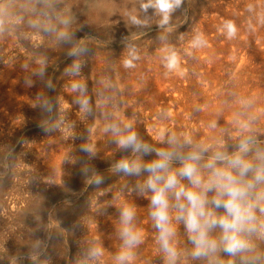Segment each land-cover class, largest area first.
<instances>
[{
    "label": "rangeland",
    "instance_id": "rangeland-1",
    "mask_svg": "<svg viewBox=\"0 0 264 264\" xmlns=\"http://www.w3.org/2000/svg\"><path fill=\"white\" fill-rule=\"evenodd\" d=\"M73 1L74 4H72ZM105 1H113L114 3H112L115 4L113 9L115 20L113 19L111 23L109 21H107L108 23L106 21L98 23L81 18L93 6L103 5ZM130 1L76 0L75 3V0H72L68 3V0H0V264H112L114 257L111 252L114 249L119 254L121 251H130V255L132 253V259L125 260L123 264H135L134 260L135 262L138 261L136 264H167L166 254L158 242V230L154 229V221L152 218H149L151 217L149 206L151 193L141 191V186L147 179L148 173L141 171L139 175H129L117 171L115 167L118 162L124 160L130 163L136 161L142 164L150 162L157 158L156 153L155 151L148 154L133 152L131 148L121 147L118 145L121 133L124 136L126 133L135 132L138 140L150 148L155 150L169 149L172 147L167 143L170 133L165 137H160L155 135L154 132L159 130V126L164 118L162 116L172 112V116L176 115L175 117L181 118L180 123L176 124L179 128L175 125L177 128L175 129L177 131V137L175 138L180 143H183L186 138L191 139L192 136L193 139L191 140L194 145L204 144L214 148L218 142L223 141L224 148L228 152H232L242 137L250 136L260 147H264V47L256 45L254 40L252 46L255 44V47L239 48L235 46L232 49H227L226 52L221 51V49L215 52L214 56L217 54L215 57L222 58L217 59L220 61H215V57L206 59L209 56L205 54H200L201 56H199L197 50H188L182 45L186 44L198 30L201 12L199 8L203 5L206 8L212 9L214 4L223 2L226 7L229 3L236 4L230 10L231 14H236V20L233 22L238 25L241 22L243 23L239 25L240 31L249 29L251 33V30L255 31L254 27L256 25V31L264 35V0H182L179 6L173 5L167 11L161 9L158 0H134L135 2L132 0L133 3ZM246 1L249 3H246ZM250 1H253V3L251 2L254 4L251 6L253 9L249 7ZM8 2L11 3L9 4ZM81 2L83 4H80ZM122 2L123 4H121ZM135 3L147 11L145 17L140 20H134L135 22L133 21V23L131 21L126 22V20L124 22L122 14H120L122 6L127 4L136 5ZM147 8L148 10H146ZM207 11L202 15L209 13L210 10ZM165 16H167V22H165ZM97 23L98 25H96ZM43 25L45 29H43ZM260 26L261 28H259ZM53 28L58 34L57 37L52 36L55 31ZM11 36L15 37V41ZM9 39H12L11 41H14V43L10 42ZM11 44L13 45L12 47ZM161 53H164V55ZM172 54L177 55V60L178 58L181 60L177 61L175 69L167 67V55L169 57ZM180 54L184 56L186 54V56L181 57ZM193 54L199 57L195 59L196 56L194 55V57ZM251 54L254 55L252 56ZM1 55L4 57L2 56V58ZM190 56L193 58H190ZM102 58L104 61L101 60ZM190 59L192 63L189 62ZM97 60H100L102 64L101 69L102 73H104L102 75L104 79H100L96 75L92 81V69L97 64L95 63ZM129 60H131L132 64L133 60L137 61L134 63L137 65L127 66V69H125L126 61ZM105 61L106 63H103ZM34 62L37 66L33 64ZM146 62H149V64ZM152 62L153 64H157H154V66ZM217 62L219 63L217 64ZM208 63H211V66ZM220 63L222 65L225 64L222 67ZM144 64L147 66H144ZM134 66L141 67V69L134 68ZM143 66L147 70H144ZM151 67L153 68L152 70ZM32 68H35V70ZM129 68L132 69L131 74L129 71L127 72ZM161 68L165 73L162 72ZM131 69L129 70L131 71ZM177 69L179 70L177 71ZM139 70H142L141 73ZM157 70L159 71L157 72ZM187 70L188 72H186ZM35 71L37 73L39 71V73L37 74ZM176 71L177 73H175ZM244 71L245 73L243 74ZM4 72L8 73L4 74ZM134 72L135 74H132ZM122 73L129 74L130 78L127 75L128 78L132 79V83L136 86V88L132 87V91L134 90L133 92L136 93L134 96L139 95L136 100L129 99L132 106L129 110L130 113L127 112L129 107L123 99L129 96V88L126 89L128 86L124 83L127 77ZM137 73L140 76L137 77ZM143 73L144 75L142 76ZM192 74L196 77H192ZM238 74L241 75L238 76ZM77 75L80 77V82L82 81L79 83L81 92H83L81 93L83 95L81 96L83 97L81 104H78L79 101H77L79 96H76V99L70 90L68 91L69 86H72V78ZM157 75H160L159 79L161 78V81L156 78L158 77ZM189 75L190 77H188ZM37 76L39 77L37 78ZM120 77L123 78H121L123 81ZM18 78L20 81H17L19 80ZM28 78H31L30 81ZM145 78L148 80H145ZM191 78L195 79V81H191ZM239 79H242V82ZM37 80L39 81L38 84L36 83L38 82ZM119 80L123 82L124 89H120ZM8 81H12L13 85L9 84ZM158 81H160V84L163 81V84L160 85L157 83ZM183 82L186 83L184 84ZM33 83H36L38 86L36 84L35 86ZM31 84L35 87H32ZM158 84L160 87L162 86L161 89L160 87L158 88ZM105 85L108 86L106 87ZM141 85H144L143 88ZM145 86H148V88ZM33 88H37L38 90ZM104 88H106L105 90L108 89L107 93L110 92L107 94ZM156 88L159 92L163 89L160 92L161 96H164L163 100L160 97V93L155 91ZM190 89L192 91H189ZM113 90L115 91L113 92ZM122 91L123 93H121ZM138 91L142 92V96ZM96 92H102L101 96H108L111 100L108 107L109 117L107 119L109 120H106L104 125L105 123L113 124L110 127V131L107 132L111 133L112 137L109 134L101 135L96 133V119L100 118L98 117L99 111L95 102V96H99L100 94L96 95ZM179 92H181V96ZM85 93L88 94L86 95ZM183 94L184 96H182ZM185 94L187 95L185 96ZM149 96H151V99ZM89 97H92L93 100ZM147 97L151 101L148 100L146 102ZM29 101L33 104L29 103ZM71 101L73 104H71ZM162 101L166 104L172 103L173 106L171 107L170 104V110L165 111L162 109L161 111L162 106L165 105ZM188 102H190L192 110L190 109V104L186 105ZM153 103L156 104L154 105ZM8 105L9 107H7ZM187 106H189L190 110ZM208 107L211 111L215 110L216 114H213L214 116L207 110ZM8 109L11 111L7 112ZM17 110L18 112H16ZM155 110L157 112L152 114ZM193 111L195 114L192 113ZM204 111H207L211 115ZM149 113L151 115H148ZM197 114H201V119L205 116L207 117H205L206 119L203 118L202 120L204 121H202L198 118L199 115ZM193 115L196 116L194 117ZM125 116L128 118L129 125L123 123V120L126 119ZM212 116L216 117L213 118ZM119 117L121 118L119 119ZM117 122L119 123L117 127L119 130L115 132L113 129H116L115 124ZM187 123L188 125H186ZM85 127H88V129ZM197 129H200L201 132ZM190 148L191 146H185L180 150L186 154ZM210 154L211 151L205 153V158ZM77 159L80 160L78 161ZM54 162L59 164V171L53 169ZM179 166V161L172 162V168H178ZM97 179H99V183L96 182ZM184 183L187 184V181L185 180ZM131 202H133V206ZM124 207H131L134 210V217L138 218L139 222L134 218L132 226H134V230L139 235L142 234L140 235L139 244H136L130 250L126 249L124 240L121 237L123 225L119 221H121V212L125 209ZM150 220L151 222H149ZM150 228L152 231H150ZM211 235L218 238L220 230H214ZM105 239L107 242H105ZM252 239L255 245L254 250L244 254L249 258L248 264H264V239H259L255 236ZM173 242L179 254L176 264H209L210 258L208 257L193 258L191 255L193 245L182 224L177 225V232L173 238ZM102 244L106 245L103 246ZM138 246L142 247L139 249ZM94 253L98 254L94 255ZM257 256L259 257L258 259H252ZM216 259L223 260L225 264H227L229 259L233 260L234 264H243L241 255L230 257L222 251L216 254Z\"/></svg>",
    "mask_w": 264,
    "mask_h": 264
},
{
    "label": "clouds",
    "instance_id": "clouds-1",
    "mask_svg": "<svg viewBox=\"0 0 264 264\" xmlns=\"http://www.w3.org/2000/svg\"><path fill=\"white\" fill-rule=\"evenodd\" d=\"M158 3L167 11L173 5L179 6L182 0H158ZM227 29L229 37L235 35L233 24H227ZM167 59L168 68L177 66L175 54ZM126 66H131V62L126 61ZM118 143L133 152L156 153L157 158L150 162L124 160L115 167L129 175L148 173L141 191L151 193L150 216L167 264H176L178 259L173 242L178 224L183 225L193 245V258L208 257L209 264H225L216 259V254L222 251L230 257L241 255L243 264H248L249 258L244 254L254 250L252 238L264 239V147L250 136L242 137L232 152L224 148L223 141L212 148L194 145L190 138L180 143L170 137L167 143L172 147L155 150L141 143L135 132L121 136ZM185 146H191L186 154L180 150ZM209 151L211 154L205 158ZM173 161H179L180 166L172 168ZM134 215L131 208L121 212V236L128 250L140 242V235L132 226ZM216 229L220 230L218 238L211 235ZM130 258V251L116 257L118 264ZM227 264L234 262L229 259Z\"/></svg>",
    "mask_w": 264,
    "mask_h": 264
},
{
    "label": "bare ground",
    "instance_id": "bare-ground-1",
    "mask_svg": "<svg viewBox=\"0 0 264 264\" xmlns=\"http://www.w3.org/2000/svg\"><path fill=\"white\" fill-rule=\"evenodd\" d=\"M69 1H72V0H68V3H69ZM83 1V0H82ZM86 1V0H85ZM101 1V0H100ZM116 1V0H115ZM126 0H124V2H125ZM236 1H238V0H236ZM248 1V0H247ZM246 1V3H249V2H247ZM93 2V1H92ZM91 2V3H92ZM96 2V1H95ZM113 2V1H112ZM112 2H110V1H105V2H103V5H95V6H93V8H91L90 9V11H87L85 14H83V12H82V14H83V17H81V18H84V19H89L88 21H90V20H93V22L95 21V22H101V21H106V23H108L107 21H109L110 23H111V21L114 19V15H115V13H114V11H113V9H114V7H115V4H113ZM119 2H120V0H119ZM127 2H128V0H127ZM130 2H132V0L130 1ZM133 2H135L134 0H133ZM132 2V3H133ZM227 2V1H226ZM243 2V1H242ZM253 3V1H250V3ZM5 3V2H4ZM9 3V2H8ZM11 3V2H10ZM9 3V4H10ZM75 3H76V0H75ZM240 3H241V1H240ZM250 4L249 5V7H251L252 5H254V4ZM263 3V2H262ZM7 4V3H6ZM8 4V5H9ZM31 4V3H30ZM72 4H74V1L72 2ZM80 4H83L82 2L80 3ZM121 4H123V2L121 3ZM136 4V3H135ZM144 4V3H143ZM242 4V3H241ZM244 4V3H243ZM15 6H16V4H14ZM71 5V4H70ZM145 5V4H144ZM236 4H232V3H229V4H227V7L226 6H224V2L223 3H218V4H214L213 5V7H212V9H210V8H206V7H204L203 5H202V7H198L199 8V10H201V12H200V23H199V27H198V30H197V32L194 34V35H192L191 36V38L189 39V41L186 43V44H182L183 46H185V49H191V50H197L199 53V56H201L200 54H205V55H207V56H209V57H207L206 59H209V58H213V57H215L214 56V53L215 52H217V51H220L221 49V51H225L226 52V50L227 49H232L233 47H239V48H243V47H249V48H251V47H253L255 44L256 45H258V46H262V47H264V35H263V33H259V31L257 32L256 30V25H255V27H254V29H255V31L254 30H251V33H250V31H249V29H244V30H242V28H241V30L243 31H240V29H239V25L242 23H240L239 25L238 24H235L233 21L234 20H236V17H235V15L234 14H231V10L230 9H233L234 8V6H235ZM240 5V4H239ZM4 6V5H3ZM73 6V5H72ZM142 6V5H141ZM247 6V5H246ZM245 6V7H246ZM18 7V6H17ZM81 7V6H80ZM238 7V6H237ZM3 8V7H2ZM16 8V7H15ZM73 8H74V6H73ZM84 8H86V7H84ZM159 8V7H158ZM158 8H157V10H158ZM242 8V7H241ZM252 9H253V7H251ZM4 9V8H3ZM71 9V8H70ZM76 9V8H75ZM81 9H82V7H81ZM227 9H228V11H227ZM239 9H240V7H239ZM238 9V10H239ZM246 9V8H245ZM6 10V9H5ZM20 11H22L21 9H19ZM146 10H148V8L146 9ZM198 10V9H197ZM207 10H210L209 11V13H206V14H204V15H202L203 13H205V12H208ZM259 10V9H258ZM32 11V10H31ZM78 11H79V8H78ZM12 12H14V11H12ZM81 12V11H80ZM146 12L147 11H145L142 7H140V6H137V4L136 5H134V4H127V5H124V6H122V9H121V13L120 14H122L121 16H122V18L124 19V22H125V20H126V22H132L133 23V21L135 20H140V19H142V18H144L145 17V15H146ZM151 12V11H150ZM5 13V12H4ZM11 13V12H10ZM75 14H76V12H74ZM261 13V12H260ZM18 14V13H17ZM24 14H27V13H24ZM71 14V13H70ZM79 14V13H78ZM148 14V13H147ZM197 14V13H196ZM9 15V14H8ZM19 15V14H18ZM33 15H34V13H33ZM118 15H119V13H118ZM10 16V15H9ZM35 16V15H34ZM64 16H66V15H64ZM72 16V15H71ZM20 17V16H19ZM26 17V16H25ZM35 17H37V15L35 16ZM77 17V16H76ZM242 17V16H241ZM119 18V17H118ZM30 19H32V18H30ZM79 19V18H78ZM84 19H82L83 21H84ZM240 20H241V18H239ZM81 20V21H82ZM115 20V19H114ZM239 20V21H240ZM260 20V19H259ZM259 20H257V21H259ZM32 21V20H31ZM39 21V20H38ZM42 21V20H41ZM44 21V20H43ZM134 21V22H135ZM254 21V20H253ZM26 22V21H25ZM48 22V21H47ZM145 22V21H144ZM232 23V24H234V26H235V28H236V32H235V35L234 36H232V37H229V35H228V29H227V24L228 23ZM39 23H41V22H39ZM45 23H46V21H45ZM55 23V22H54ZM98 23L96 24V25H98ZM105 23V22H104ZM253 23V22H252ZM255 23H257V22H255ZM43 24V23H42ZM41 24V25H42ZM243 24V23H242ZM259 24V23H258ZM27 25V24H26ZM91 25V24H90ZM93 25V24H92ZM44 26V25H43ZM50 26V25H49ZM245 27H246V25H244ZM244 26H243V28H244ZM262 26V25H261ZM261 26L259 27V28H261ZM39 27V26H38ZM37 27V28H38ZM258 27V26H257ZM46 28H48V27H46ZM60 28V27H59ZM250 28V27H249ZM259 28H258V30H259ZM39 29V28H38ZM43 29H45V26H44V28ZM54 29V28H53ZM58 29V28H57ZM251 29V28H250ZM263 29V28H262ZM51 30V29H50ZM55 30V29H54ZM261 30V29H260ZM264 30V29H263ZM42 31V30H41ZM246 33H250V34H246ZM47 34H49V33H47ZM61 34V33H60ZM42 35V34H41ZM50 35V34H49ZM57 32H56V30L54 31V34H52V36L53 37H57ZM45 36V35H44ZM48 36V35H47ZM12 38H13V36H11ZM52 37V38H53ZM15 38V37H14ZM13 38V39H14ZM42 38V37H41ZM60 38V37H59ZM49 39V38H48ZM242 39V40H241ZM12 39H9V41L10 42H12V43H14V41H15V39H14V41H11ZM42 40V39H41ZM54 40V39H53ZM52 40V41H53ZM200 41V43H197V41ZM255 40V44L252 46V43H253V41ZM34 41V40H33ZM33 41H32V43H33ZM50 42V41H49ZM60 42V41H59ZM71 42V41H70ZM3 43V42H2ZM26 43H27V40H26ZM26 43H24V44H26ZM183 43V42H182ZM5 44V43H4ZM33 44H35V43H33ZM32 44V45H33ZM41 44V43H40ZM60 44V43H59ZM3 45V44H2ZM10 46V45H9ZM13 45L11 44V47H12ZM56 46H57V43H56ZM69 46V45H68ZM183 46H181V47H183ZM5 47V46H4ZM36 47V46H35ZM54 47V46H53ZM255 47V46H254ZM6 48V47H5ZM27 48V47H26ZM32 48V47H31ZM180 48V47H179ZM184 48V47H183ZM248 48V49H249ZM2 49V48H1ZM7 49L8 50H10L11 51V49H9L8 47H7ZM15 49V48H14ZM67 49V48H66ZM176 49V48H175ZM181 49V48H180ZM234 49H236V48H234ZM233 49V50H234ZM6 50V49H5ZM8 50H6V51H8ZM19 50H20V48H19ZM6 51H5V53H6ZM14 51V50H13ZM18 51V50H17ZM25 51V50H24ZM28 51V50H27ZM32 51V50H31ZM167 51V50H166ZM230 51V50H229ZM247 51V50H246ZM20 52H21V50H20ZM34 52V51H33ZM48 52V51H47ZM163 52H165V51H163ZM177 52V51H176ZM181 52V51H180ZM182 52H184V51H182ZM193 52V51H192ZM225 52H224V55H225ZM3 53V52H2ZM43 53V52H42ZM168 53V52H167ZM178 53V52H177ZM223 53V52H222ZM228 53H231V52H228ZM236 53V52H235ZM7 54H9V53H7ZM6 54V55H7ZM22 54V53H21ZM24 54V53H23ZM47 54V53H46ZM155 54H157V53H155ZM161 54H163L164 55V53H161ZM169 54H171V53H169ZM184 54V53H183ZM183 54H180L181 55V57L183 56V57H185L186 56V54H185V56L183 55ZM189 54V53H188ZM196 54H197V52H196ZM219 54H221V53H219ZM248 54V53H247ZM5 55V54H4ZM17 55H18V53H17ZM20 55V54H19ZM44 55V54H43ZM43 55H41V56H43ZM50 55V54H49ZM195 54H193V56H194ZM228 55V54H227ZM245 55V54H244ZM252 55V54H251ZM254 55V54H253ZM252 55V56H253ZM3 55H1V57H2ZM25 56V55H24ZM102 56V55H101ZM115 56V55H114ZM129 56V55H128ZM127 56V57H128ZM154 56V55H153ZM152 56V57H153ZM177 56V55H176ZM196 56V55H195ZM194 56V57H195ZM199 56H196V58L195 59H197V57H199ZM230 56V55H229ZM251 56V57H252ZM4 57V56H3ZM2 57V58H3ZM16 57V56H15ZM19 57V56H18ZM94 57V56H93ZM103 57V56H102ZM158 57V56H157ZM159 57H161V56H159ZM165 57V56H164ZM180 57V56H179ZM192 56H190V58H191ZM241 57V56H240ZM8 58V57H7ZM13 58H14V56H13ZM23 58H25V57H23ZM92 58V57H91ZM98 58V57H97ZM104 58H105V56H104ZM124 58V57H123ZM167 58H168V55H167ZM189 58V57H188ZM193 58V57H192ZM205 58V57H204ZM216 59H215V61H220V60H217V59H221V58H217V57H215ZM26 59V58H25ZM96 59V58H95ZM117 59V58H116ZM125 59H127V58H125ZM152 59V58H151ZM159 59V58H158ZM182 59V58H181ZM185 59V58H184ZM225 59H227V58H225ZM238 59V58H237ZM255 59V58H254ZM24 60V59H23ZM93 60V59H92ZM102 61H104L103 60V58L101 59ZM106 60V59H105ZM113 60V59H112ZM121 60V59H120ZM163 60V59H162ZM161 60V61H162ZM168 60V59H167ZM229 60H231V59H229ZM239 60V59H238ZM244 60V59H243ZM16 61V60H15ZM96 61V60H95ZM108 61V60H107ZM129 61H131V60H129ZM134 62H133V64L134 63H136L137 61H135V60H133ZM144 61V60H143ZM165 61V60H164ZM177 61H181V60H179V58H178V60ZM186 61V60H185ZM198 61V60H197ZM214 61V62H215ZM233 61H234V59H233ZM6 62V61H5ZM93 63H94V61H92ZM115 62H117V61H115ZM123 62H124V60H123ZM123 62H121V63H123ZM157 62H158V60H157ZM188 62V61H187ZM186 62V63H187ZM189 62H191V59H190V61ZM207 62H208V60H207ZM214 62H213V64H214ZM223 62V61H222ZM226 62V61H225ZM231 62V61H230ZM238 62V61H237ZM15 63V62H14ZM19 63V62H18ZM29 63V62H28ZM92 63V64H93ZM95 63H97V64H95L94 65V68L92 69V75H91V77H92V81L95 79V77H96V75L97 76H99V78L100 79H104L103 78V74L104 73H102V64H101V62H100V60H97V62H95ZM103 63H106V61L105 62H103ZM144 63V62H143ZM146 63H148L149 64V62H146ZM151 63V62H150ZM161 63V62H160ZM163 63V62H162ZM166 63H167V61H166ZM178 63V62H177ZM181 63V62H180ZM192 63V62H191ZM200 63V62H199ZM211 63H212V61H211ZM210 63V64H211ZM219 62H217V64H218ZM234 63V62H233ZM255 63V62H254ZM1 64V63H0ZM31 64V63H30ZM33 64H35V62L33 63ZM38 64V63H37ZM118 64V63H117ZM125 64V63H124ZM132 63H131V65H133ZM152 64H153V62H152ZM155 64V63H154ZM153 64V65H154ZM157 64V63H156ZM155 64V65H156ZM185 64V63H184ZM189 64V63H188ZM203 64V63H202ZM209 64V63H208ZM209 64V66H211ZM216 64V63H215ZM216 64V65H217ZM225 64V63H224ZM224 64L222 65L221 63H220V65L223 67L224 66ZM237 64V63H236ZM9 65V64H8ZM36 65V64H35ZM40 65V64H39ZM107 65V64H106ZM134 65H137V64H134ZM154 65V66H155ZM165 65V64H164ZM181 65V64H180ZM180 65H179V67H180ZM232 65V64H231ZM253 65V64H252ZM10 66V65H9ZM19 66V65H18ZM37 66V65H36ZM35 66V67H36ZM113 66V65H112ZM117 66V65H116ZM144 66H147V65H145L144 64ZM143 66V67H144ZM160 66H162V65H160ZM197 66V65H196ZM199 66H201V65H199ZM198 66V68L200 69L201 67H199ZM237 66V65H236ZM262 66V65H261ZM12 67H13V65H12ZM33 67V66H32ZM104 67V66H103ZM121 67H123V66H121ZM121 67H120V69H121ZM126 68L125 69H127V66H125ZM136 66H134V68H135ZM157 67V66H156ZM165 67V66H164ZM181 67H183V66H181ZM195 67V66H194ZM206 67V69H207V65L205 66ZM219 67V66H218ZM233 67V66H232ZM9 68V67H8ZM26 68V67H25ZM133 68V69H134ZM136 68H138V67H136ZM148 68H149V66H148ZM176 68V67H175ZM174 68V69H175ZM184 68V67H183ZM212 68H214L213 66H212ZM5 69V68H4ZM13 69V68H12ZM33 69V68H32ZM38 69V68H37ZM105 69H106V67H105ZM114 69H115V67H114ZM122 69H124V68H122ZM129 69H131V68H129ZM127 70V72L129 71V73L130 72H132V69H131V71L130 70ZM138 69H141V67H139ZM153 68L151 67V70H152ZM154 69H155V67H154ZM166 69V68H165ZM181 69V68H180ZM191 69V68H190ZM199 69H198V71H199ZM244 69V68H243ZM256 69V68H255ZM261 69H262V67H261ZM7 70V69H6ZM15 70V69H14ZM26 70V69H25ZM33 70H35V68L33 69ZM38 70H40V69H38ZM81 70V69H80ZM83 70H85V69H83ZM108 70V69H107ZM117 70H119V69H117ZM144 70H147L145 67H144ZM161 70H162V68H161ZM179 69H177V71H178ZM193 70V69H192ZM201 70H202V68H201ZM209 70V69H208ZM208 70H207V73H208ZM251 70V69H250ZM24 71V70H23ZM106 71V70H105ZM123 71H125V70H123ZM137 71V70H136ZM140 71V73H141V71L142 70H139ZM159 70H157V72H158ZM177 71L175 72V73H177ZM182 71V70H181ZM195 71H196V69H195ZM204 71V70H203ZM221 71H222V69H221ZM242 71V70H241ZM36 72V71H35ZM83 72V71H82ZM81 72V73H82ZM116 72V71H115ZM154 72V71H153ZM156 72V73H157ZM162 72L163 73H165L163 70H162ZM170 72V71H169ZM180 72V71H179ZM186 72H188V70L186 71ZM185 72V73H186ZM190 72V71H189ZM193 72H194V70H193ZM237 72V71H236ZM5 73H8V72H4V74ZM12 73H14V72H12ZM17 73V72H16ZM20 73V72H19ZM37 73V72H36ZM38 73H39V71H38ZM37 73V74H38ZM41 73V72H40ZM77 73H79V72H77ZM107 73H108V71H107ZM120 73H121V71H120ZM148 73V72H147ZM152 73V72H151ZM245 73V71L243 72V74ZM255 73V72H254ZM10 74V73H9ZM33 74V73H32ZM72 74V73H71ZM123 74V73H122ZM131 74V73H130ZM132 74H135V72L134 73H132ZM139 73H137V77L138 76H140V75H138ZM190 74V73H189ZM200 74V73H199ZM211 74V73H210ZM214 74V73H213ZM7 75V74H6ZM15 75V74H14ZM22 75V74H21ZM27 75V74H26ZM80 75V74H79ZM118 75V74H117ZM123 75H126V74H123ZM123 75H122V77H123ZM128 76H129V74H127ZM126 75V77H127V79H126V82L124 83L125 85H127L128 87H126V89L127 88H129V90H128V95L129 96H127V95H125V96H127V97H125V98H123L124 99V102H126V105H128V107H129V109H128V111L127 112H129V110L131 109L130 107H132L130 104H131V101L130 100H133V99H138V96H134L136 93L135 92H133L132 91V87H135L136 88V86L132 83V79H129L130 78V76H129V78H128V76ZM144 75V73L142 74V76ZM146 75H148V74H146ZM166 75V74H165ZM173 75H174V72H173ZM180 75V74H179ZM182 75V74H181ZM185 75V74H184ZM193 75V74H192ZM196 75V74H195ZM201 75H204V74H201ZM206 75V74H205ZM241 75V74H240ZM239 74H238V76H240ZM1 76H2V74H1ZM75 76V75H74ZM118 76H120V75H118ZM132 76V75H131ZM158 76V75H157ZM160 76V75H159ZM159 76L158 77H156V78H158L159 79ZM171 76V75H170ZM207 76V75H206ZM211 76H212V74H211ZM242 76H244V75H242ZM246 76V75H245ZM10 77V76H9ZM15 77V76H14ZM39 76H37V78H38ZM82 77H84V76H82ZM104 77H105V75H104ZM122 77H120V79L122 78ZM145 77V76H144ZM166 77V76H165ZM171 77H173V76H171ZM188 77H190V75L188 76ZM192 77H196V76H192ZM6 78V77H5ZM8 78V77H7ZM10 78H13V77H10ZM21 78V77H20ZM36 78V79H37ZM98 78V79H99ZM124 78V77H123ZM122 78V79H123ZM133 78V77H132ZM136 78V77H135ZM164 78V77H163ZM174 78H176V77H174ZM186 78V77H185ZM199 78V77H198ZM201 78V77H200ZM210 78V77H209ZM239 78V77H238ZM255 78V77H254ZM19 79V78H18ZM31 79V78H30ZM30 79L28 78V80L30 81ZM108 79V78H107ZM112 79H114V78H112ZM121 79V80H122ZM147 78H145V80H146ZM149 79H150V77H149ZM153 79V78H152ZM151 79V80H152ZM164 79H166V78H164ZM172 79V78H171ZM203 79V78H202ZM202 79H200L201 81H202ZM237 79V78H236ZM245 79V78H244ZM243 79V80H244ZM261 79V78H260ZM2 80V79H1ZM17 80V79H16ZM71 80V79H70ZM81 80H83V79H81ZM138 80V79H137ZM139 80H141V79H139ZM142 80H144V79H142ZM148 80V79H147ZM160 81H161V78L159 79ZM191 81L193 80V82L195 81V79H190ZM198 80V79H197ZM240 80V79H239ZM242 80V79H241ZM240 80V81H241ZM6 81V80H5ZM10 81V80H9ZM8 81V82H9ZM17 81H20V79L19 80H17ZM38 81V80H37ZM69 81V80H68ZM84 81V80H83ZM99 81H101V80H99ZM118 81V80H117ZM123 81V80H122ZM150 81V80H149ZM160 81H158L157 83H159ZM166 81V80H165ZM170 81V80H169ZM189 81V80H188ZM187 81V82H188ZM12 82V81H11ZM11 82H9V84L11 83ZM16 82V81H15ZM35 82V81H34ZM70 82V81H69ZM82 82V81H81ZM80 82V77L77 75L76 77H73L72 78V83H71V85L72 86H69V89H68V91L70 90V92H71V94H73L74 95V97L76 98V96H79L78 97V99H77V101H79V103L78 104H81V102H82V98L83 97H81V96H83L81 93H83V92H81V88H80V84L79 83H81ZM87 82V81H86ZM89 82V81H88ZM96 82V81H95ZM108 82V81H107ZM112 82V81H111ZM119 82H120V80H119ZM140 82V81H139ZM138 82V83H139ZM143 82V81H142ZM146 82V81H145ZM148 82V81H147ZM153 82V81H152ZM236 82V81H235ZM242 82V81H241ZM7 83V82H6ZM13 83V82H12ZM11 83V84H12ZM20 83V82H19ZM21 83H22V81H21ZM37 84L39 83V81L38 82H36ZM35 83V84H36ZM103 83V82H102ZM101 83V84H102ZM122 83L123 82H120L119 84H120V89L121 88H123V85H122ZM137 83V82H136ZM162 84H163V81L161 82ZM167 83V82H166ZM175 83H176V81H175ZM184 83V82H183ZM186 83V82H185ZM184 83V84H185ZM189 83V82H188ZM239 83V82H238ZM8 84V85H9ZM18 84V83H17ZM16 84V85H17ZM34 84V83H33ZM33 84H31L32 85V87L35 85H33ZM36 84V85H37ZM63 84V83H62ZM92 84H94V83H92ZM104 84V83H103ZM107 84V83H106ZM152 84V83H151ZM160 84V83H159ZM158 84V88L160 87V85H162V84H160L159 85ZM183 84V85H184ZM196 84V83H195ZM199 84H201V83H199ZM236 84V83H235ZM241 84V83H240ZM243 84V83H242ZM13 85V84H12ZM35 85V86H36ZM74 85H76L77 87H73ZM109 85H111L110 83H109ZM124 85V86H125ZM147 85H149L148 83H147ZM177 85V84H176ZM194 85V84H193ZM204 85V84H203ZM245 85V84H244ZM11 86V85H10ZM15 86V85H14ZM34 86V87H35ZM38 86V85H37ZM106 86V85H105ZM104 86V87H105ZM108 86V85H107ZM106 86V87H107ZM122 86V87H121ZM142 86V88H143V86L144 85H141ZM187 86V85H186ZM236 86V85H235ZM264 86V85H263ZM83 87V86H82ZM92 87V86H91ZM101 87V86H100ZM112 87H113V85H112ZM146 87V86H145ZM150 87V86H149ZM162 87V86H161ZM161 87H160V89H161ZM165 87H167L166 85H165ZM164 87V88H165ZM169 87V86H168ZM177 87V86H176ZM175 87V88H176ZM179 87V86H178ZM200 87V86H199ZM236 87H239V86H236ZM94 88V87H93ZM138 88H140V87H138ZM146 88H148V86L146 87ZM12 89H13V87H12ZM33 89H37V88H33ZM63 89V88H62ZM83 89H86V88H83ZM89 89V88H88ZM96 89H97V87H96ZM100 89V88H99ZM106 88H104V90H105ZM108 89H109V87H108ZM107 89V90H108ZM124 89V88H123ZM150 89H151V87H150ZM166 89V88H165ZM172 89V88H171ZM182 89H183V87H182ZM191 89H192V87H191ZM189 90V91H192V90ZM245 89V88H244ZM258 89H260V88H258ZM38 90V89H37ZM107 90H105L106 91V93H107ZM139 90H141V88L139 89ZM143 90V89H142ZM145 90V89H144ZM163 90V89H162ZM162 90L160 91V92H162ZM169 90V89H168ZM183 90H185V89H183ZM182 90V91H183ZM187 90V89H186ZM209 90V89H208ZM243 90V89H242ZM67 91V90H66ZM88 91V90H87ZM115 90H113V92H114ZM146 91V90H145ZM155 91H157V88H156V90ZM155 91H153V92H155ZM167 91V90H166ZM170 91V90H169ZM176 91V90H175ZM188 91V90H187ZM195 91V90H194ZM193 91V92H194ZM215 91V90H214ZM245 91V90H244ZM95 92V91H94ZM104 92V91H103ZM110 92V91H109ZM108 92V93H109ZM118 92V91H117ZM139 92V94L142 96V92H140V91H138ZM144 92V91H143ZM157 92H159V91H157ZM156 92V93H157ZM159 92V93H160ZM176 92H178V91H176ZM184 92V91H183ZM198 92H199V90H198ZM260 92V91H259ZM97 93V92H96ZM107 93V94H108ZM116 93V92H115ZM121 93H123V91L121 92ZM147 93V92H146ZM155 93V94H156ZM163 93H165V91H163ZM172 93V92H171ZM189 93V92H188ZM9 94H11V93H9ZM86 94V93H85ZM88 94V93H87ZM86 94V95H87ZM95 94V93H94ZM98 94H100L99 96H95V102H96V107H97V109H98V117H100V118H97L96 119V133H98V134H101V135H107V134H111V133H107L108 131H110V127L113 125V124H107V123H105V125H104V122L106 121V120H109V119H107V117H109V111H108V107H109V105H110V102H111V100L108 98V96H101L102 95V92H98L96 95H98ZM126 94V93H125ZM154 94V93H153ZM166 94H167V92H166ZM165 94V95H166ZM181 94V92H179V95ZM190 94V93H189ZM257 94H258V92H257ZM39 95V94H38ZM64 95V94H63ZM66 95H67V92H66ZM148 95V94H147ZM164 95V94H163ZM187 94H185V96H186ZM195 95V94H194ZM199 95V94H198ZM243 95V94H242ZM89 96V95H88ZM116 96V95H115ZM140 96V97H141ZM154 96V95H153ZM152 96V97H153ZM167 96H168V94H167ZM175 96V95H174ZM181 96V95H180ZM182 96H184V94L182 95ZM212 96V95H211ZM240 96V95H239ZM66 97V96H65ZM146 97V96H145ZM150 97V99H151V96H149ZM158 97V96H157ZM160 97H162V100H163V98H164V96H161V93H160ZM63 98V97H62ZM89 98H92V97H89ZM155 98V97H154ZM167 98V97H166ZM165 98V99H166ZM172 98V97H171ZM183 98V97H182ZM189 98V97H188ZM260 98V97H259ZM27 99V98H26ZM65 99V98H64ZM63 99V100H64ZM69 99V98H68ZM67 99V100H68ZM85 99V98H84ZM130 99V100H129ZM140 99V98H139ZM143 99V98H142ZM147 99V101L146 102H148V97L146 98ZM173 99V98H172ZM192 99H194L193 97H192ZM191 99V100H192ZM210 99V98H209ZM9 100V99H8ZM11 100V99H10ZM92 100H93V98H92ZM134 100V101H135ZM158 100H159V98H158ZM178 100V99H177ZM184 100V99H183ZM253 100V99H252ZM261 100V99H260ZM87 101V100H86ZM113 101V100H112ZM123 101V100H122ZM149 101H151V100H149ZM155 101H156V98H155ZM174 101V100H173ZM185 101V100H184ZM187 101V100H186ZM202 101V100H201ZM205 101H206V99H205ZM204 101V102H205ZM208 101V100H207ZM257 101V100H256ZM263 101V100H262ZM9 102V101H8ZM11 102V101H10ZM72 102V101H71ZM70 102V103H71ZM75 102V101H74ZM89 102V101H88ZM163 103H165L164 101H162ZM180 102V101H179ZM211 102H212V100H211ZM210 102V103H211ZM28 103V102H27ZM29 103H32V102H30L29 101ZM138 103V102H137ZM184 103V102H183ZM203 103V102H202ZM33 104V103H32ZM71 104H73V102L71 103ZM70 104V105H71ZM87 104V103H86ZM118 104V103H117ZM122 104V103H121ZM146 104H148V103H146ZM154 105L156 104V103H153ZM159 104H160V102H159ZM171 104V107L173 106L172 105V103H170ZM170 104H166L165 103V105H161L163 108H161V111H162V109H164L165 111H168V110H170L171 109V107L169 108V106H170ZM188 104H190V102H188V103H186V105H188ZM197 104V103H196ZM233 104V103H232ZM262 104V103H261ZM66 105H67V103H66ZM143 106H144V104H142ZM234 105H236V104H234ZM238 105V104H237ZM78 106V105H77ZM86 106V105H85ZM112 106V105H111ZM119 106V105H118ZM148 106V105H147ZM150 106V105H149ZM152 106V105H151ZM206 106H207V104H206ZM209 106V105H208ZM254 106V105H253ZM4 107V106H3ZM7 107H9V105L7 106ZM73 107V106H72ZM137 107V106H136ZM141 107V106H140ZM157 107V106H156ZM185 107V106H184ZM194 107V106H193ZM196 107H198V106H196ZM211 107V106H210ZM232 107H233V105H232ZM235 107V106H234ZM77 108V107H76ZM79 108V107H78ZM81 108V107H80ZM117 108V107H116ZM149 108V107H148ZM155 108V107H154ZM187 108L189 109V106H187ZM213 108V107H212ZM211 108V109H212ZM221 108V107H220ZM10 109V108H9ZM7 110V112H9V111H11L12 110V107H11V110ZM66 109V108H65ZM72 109V108H71ZM122 109H123V106H122ZM157 109V108H156ZM182 109H183V107H182ZM187 109V110H188ZM190 109H191V104H190ZM189 109V110H190ZM195 109H197V108H195ZM200 109H202V108H200ZM218 109V108H217ZM74 110V109H73ZM78 110V109H77ZM133 110H135V108H133ZM137 110H138V107H137ZM136 110V111H137ZM141 110V109H140ZM176 110H177V108H176ZM186 110V109H185ZM192 110V109H191ZM194 110V109H193ZM204 110V109H203ZM207 110H209V107H208V109ZM222 110V109H221ZM234 110V109H233ZM5 112H6V110H4ZM71 111V110H70ZM95 111V110H94ZM112 111V110H111ZM142 111V110H141ZM150 111V110H149ZM158 111H159V109H158ZM183 111V110H182ZM199 111V110H198ZM210 112H211V114L213 115H215L216 113H215V110H213V111H211V110H209ZM217 111V110H216ZM224 111V110H223ZM12 112H13V110H12ZM11 112V113H12ZM16 112H18V110L16 111ZM15 112V113H16ZM62 112V111H61ZM72 112V111H71ZM77 112H79V111H77ZM81 112V111H80ZM83 112V111H82ZM88 112V111H87ZM113 112V111H112ZM157 111L155 110V111H153L152 112V114H154V113H156ZM177 112V111H176ZM188 112V111H187ZM196 112H197V110H196ZM205 113L207 112V111H204ZM75 113V112H74ZM74 113H72V114H74ZM94 113V112H93ZM96 113H97V110H96ZM130 113V112H129ZM135 113V112H134ZM133 113V114H134ZM141 113H143V112H141ZM175 113V112H174ZM178 113V112H177ZM182 113V112H181ZM192 113H194V111L192 112ZM198 113V112H197ZM205 113H201V114H205ZM208 113V112H207ZM6 114V113H5ZM125 114V113H124ZM136 114V113H135ZM195 114V113H194ZM200 114V115H201ZM209 114V113H208ZM211 114H209V115H211ZM4 115V114H3ZM69 115V114H68ZM79 115V114H78ZM81 115V114H80ZM93 115V114H92ZM114 115V114H113ZM148 115H151L150 113L148 114ZM197 115H199V114H197ZM200 115H199V119H201L200 118ZM205 115H207V114H205ZM213 115V116H214ZM77 116V115H76ZM111 116V115H110ZM119 116V115H118ZM176 116V115H175ZM175 116H172V112L169 114H164L162 117H164L163 118V121H162V123H161V125L159 126L160 128H159V130H156L155 132H154V134L155 135H157V136H160V137H165V136H167L169 133H170V137H177V134H176V130L175 129H177V128H179L178 127V125H176L177 123H180V119L178 118V117H175ZM190 116V115H189ZM194 116V115H193ZM196 116V115H195ZM194 116V117H195ZM203 116V115H202ZM212 116V117H213ZM241 116V115H240ZM4 117H5V115H4ZM74 117V116H73ZM72 117V119H74ZM83 117V116H82ZM87 117V116H86ZM93 117V116H92ZM95 117V116H94ZM126 117V116H125ZM131 117V116H130ZM133 117V116H132ZM191 117V116H190ZM205 117H207V116H205ZM205 117H203V118H205ZM210 117V116H209ZM209 117H208V119H209ZM216 117V116H215ZM215 117H213V118H215ZM78 118V117H77ZM80 118H81V116H80ZM111 118V117H110ZM116 118V117H115ZM121 117H119V119H120ZM134 118V117H133ZM149 118V117H148ZM197 118V119H198ZM202 118V119H203ZM65 119V118H64ZM83 119V118H82ZM94 119V118H93ZM123 119V118H122ZM125 119V118H124ZM132 119V118H131ZM130 119V120H131ZM187 119H188V117H187ZM201 119V120H202ZM206 119V118H205ZM10 120V119H9ZM70 120V119H69ZM148 120V119H147ZM195 120H196V118H195ZM194 120V121H195ZM200 120V121H201ZM213 120V119H212ZM4 121V120H3ZM197 121V120H196ZM202 121H204V120H202ZM72 122V121H71ZM92 122V121H91ZM128 118L126 117V119L125 120H123V123L125 124L126 123V125H129L128 124ZM131 122V121H130ZM189 122V121H188ZM209 122V121H208ZM208 122H206L207 124H208ZM3 123V122H2ZM6 123V122H5ZM122 123V124H123ZM132 123V122H131ZM184 123V122H183ZM190 123V122H189ZM197 123V122H196ZM196 123H194V124H196ZM13 124V123H12ZM203 124V123H202ZM201 124V125H202ZM118 125H119V123L117 122L116 124H115V128L117 129V130H119L117 127H118ZM153 125V124H152ZM151 125V127H153ZM175 125H176V127H175ZM186 125H188V123L186 124ZM209 125V124H208ZM207 125V126H208ZM124 126V125H123ZM206 126V127H207ZM3 127V126H2ZM121 127V126H120ZM131 127V126H130ZM156 127H158V126H156ZM190 127V126H189ZM196 127V126H195ZM85 128H87L88 129V127H85ZM203 128V127H202ZM128 129V128H127ZM154 129H155V127H154ZM190 129V128H189ZM192 129V128H191ZM207 129V128H206ZM90 130V129H89ZM125 130V129H124ZM149 130H150V128H149ZM188 130V129H187ZM198 131H200V129H197ZM205 130V129H204ZM151 131H153L152 129H151ZM197 131V132H198ZM208 131V130H207ZM115 132H117V131H115ZM124 133H125V131H123ZM126 132H128V131H126ZM182 132V131H181ZM180 132V133H181ZM196 132V133H197ZM201 132V131H200ZM199 132V133H200ZM212 132V131H211ZM214 132V131H213ZM123 133V134H124ZM192 133V132H191ZM206 133V132H205ZM70 134V133H69ZM116 134V133H115ZM188 134V133H187ZM190 134V133H189ZM193 134H195V133H193ZM203 134V133H202ZM2 135V134H1ZM4 135V134H3ZM126 135H127V133H126ZM179 135H181V134H179ZM178 135V136H179ZM192 135V134H191ZM191 135H189V136H191ZM197 135V134H196ZM201 135V134H200ZM86 136V135H85ZM113 135H110V137H112ZM119 136V135H118ZM121 136H122V133H121ZM154 136V135H153ZM187 136V135H186ZM194 136V135H193ZM198 136V135H197ZM203 136H204V134H203ZM214 136V135H213ZM212 136V137H213ZM120 137V136H119ZM169 137V138H170ZM183 137H185V136H183ZM210 137V136H209ZM96 138V137H95ZM100 138V137H99ZM114 138H115V136H114ZM197 138V137H196ZM67 139V138H66ZM71 139V138H70ZM117 139V138H116ZM168 139V138H167ZM191 139H193V137L191 136ZM205 139V138H204ZM204 139H203V141H204ZM199 140V139H198ZM2 141V140H1ZM113 142H114V140H112ZM181 141V140H180ZM206 141V140H205ZM99 144V143H98ZM102 144V143H101ZM119 145V144H118ZM107 146V145H106ZM107 149V148H106ZM113 149V148H112ZM109 150V149H108ZM97 152V151H96ZM99 152H100V150H99ZM102 154V153H101ZM83 155V154H82ZM66 157V156H65ZM49 158V157H48ZM59 158V157H58ZM73 158V157H72ZM47 159V158H46ZM50 159V158H49ZM51 160H52V158H51ZM78 160V159H77ZM80 160V159H79ZM78 160V161H79ZM53 161V160H52ZM50 163H52L51 161H49ZM59 163L61 162V161H58ZM49 163V164H50ZM62 163V162H61ZM67 166V165H66ZM61 167V166H60ZM52 168V167H51ZM63 168H64V166H63ZM53 169L55 170V171H59V164L57 163V162H54L53 163ZM52 169V170H53ZM70 169V168H69ZM50 170V169H49ZM48 171V170H47ZM51 171V170H50ZM66 172V171H65ZM58 173V172H57ZM57 173H56V175H57ZM63 177V176H62ZM62 177H61V179H62ZM131 177V176H130ZM129 177V178H130ZM117 195V194H116ZM115 195V196H116ZM114 196V195H113ZM115 200V199H114ZM133 202H131V204H132ZM132 206H133V204H132ZM134 206H135V204H134ZM129 207V206H128ZM125 208V207H124ZM131 208V207H130ZM134 208V207H133ZM132 209V208H131ZM138 209V208H137ZM141 211V210H140ZM144 212V211H143ZM140 213V212H139ZM119 214V213H118ZM138 214V213H137ZM112 215V214H111ZM113 216V215H112ZM146 216H148V215H146ZM113 217H115V216H113ZM119 217H120V215H119ZM139 217V216H138ZM142 217H144V216H142ZM135 219H136V217H134ZM150 219H151V217H149ZM112 219V218H111ZM138 219V218H137ZM136 219V220H137ZM119 222H121V221H119ZM137 222H139V220H137ZM149 222H151V220L149 221ZM114 223V222H113ZM135 223V222H134ZM150 224V223H149ZM108 225V224H107ZM144 225V224H143ZM143 225H142V227H143ZM106 226V225H105ZM120 226V225H119ZM149 226V225H148ZM145 227V226H144ZM104 228V227H103ZM133 228H134V226H133ZM101 229V228H100ZM115 229V228H114ZM113 229V230H114ZM136 229V228H135ZM151 229V228H150ZM154 229H155V227H154ZM142 230V229H141ZM147 230V229H146ZM156 230V229H155ZM139 231V230H138ZM148 231V230H147ZM150 231H152V229L150 230ZM157 231V230H156ZM96 232V231H95ZM99 232V231H98ZM97 232V233H98ZM140 232V231H139ZM158 232V231H157ZM157 232H156V234H157ZM109 233V232H108ZM147 233V232H146ZM146 233H145V236H146ZM153 233V232H152ZM155 233V232H154ZM112 234V233H111ZM118 234V233H117ZM116 235V234H115ZM115 235H114V237H115ZM140 235H142V234H140ZM105 236V235H104ZM113 236V235H112ZM111 236V237H112ZM103 237V236H102ZM122 237V236H121ZM143 237V236H142ZM100 238H101V236H100ZM151 238V237H150ZM149 238V239H150ZM103 241V240H102ZM111 241V240H110ZM118 241V240H117ZM151 241V240H150ZM105 242H107L106 241V239H105ZM104 242V243H105ZM113 242V241H112ZM142 242V241H141ZM146 242V241H145ZM84 243V242H83ZM118 243H119V241H118ZM142 243H144V242H142ZM154 243V242H153ZM121 244V243H120ZM139 244V243H138ZM158 244V243H157ZM103 245V244H102ZM102 245H100V246H102ZM106 245V244H105ZM105 245H103V246H105ZM109 245V244H108ZM119 245V244H118ZM144 245H146V244H144ZM123 246V245H122ZM98 247V246H97ZM114 247V246H113ZM118 247V246H117ZM139 247V249L142 247H140V246H138ZM104 248V247H103ZM96 249V248H95ZM102 249V248H101ZM111 249V248H110ZM119 249V248H118ZM125 249V248H124ZM139 249H138V251H139ZM17 250V249H16ZM98 250V249H97ZM108 250V249H107ZM112 250V249H111ZM134 250V249H133ZM148 250H150V249H148ZM29 251V250H28ZM143 251V250H142ZM30 252V251H29ZM110 252V251H109ZM122 252V251H121ZM146 252V251H145ZM106 253H108V251H106ZM112 254H113V262H112V264H118V261H117V259H116V257L119 255V252H117V250L116 249H114L113 250V252H111ZM150 253V252H149ZM137 254H138V252H137ZM151 254V253H150ZM155 254V253H154ZM25 255V254H24ZM27 255V254H26ZM38 255V254H37ZM131 255H132V253H131ZM147 255V254H146ZM145 255V256H146ZM20 256V255H19ZM133 256V255H132ZM150 256V255H149ZM104 258V257H103ZM107 258V257H106ZM112 258V257H111ZM145 258V257H144ZM147 258V257H146ZM109 259V258H108ZM114 259H115V261H114ZM132 259V258H131ZM149 259V258H148ZM104 260V259H103ZM139 260H140V258H139ZM132 261V260H131ZM108 262H110V261H108ZM116 262V263H115ZM125 262V261H124ZM135 264H136V262L138 263V261H136L135 262V260L133 261ZM107 263V262H106ZM141 264V263H140Z\"/></svg>",
    "mask_w": 264,
    "mask_h": 264
}]
</instances>
